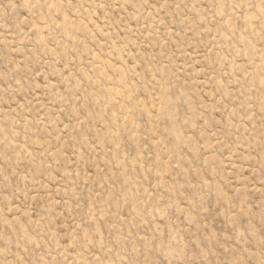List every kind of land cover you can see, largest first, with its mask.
<instances>
[{
    "label": "rangeland",
    "instance_id": "rangeland-1",
    "mask_svg": "<svg viewBox=\"0 0 264 264\" xmlns=\"http://www.w3.org/2000/svg\"><path fill=\"white\" fill-rule=\"evenodd\" d=\"M0 264H264V0H0Z\"/></svg>",
    "mask_w": 264,
    "mask_h": 264
}]
</instances>
